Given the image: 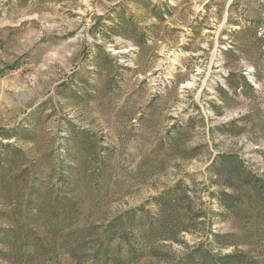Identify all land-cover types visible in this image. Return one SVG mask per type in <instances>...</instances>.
I'll list each match as a JSON object with an SVG mask.
<instances>
[{"label": "rangeland", "instance_id": "obj_1", "mask_svg": "<svg viewBox=\"0 0 264 264\" xmlns=\"http://www.w3.org/2000/svg\"><path fill=\"white\" fill-rule=\"evenodd\" d=\"M0 264H264V0H0Z\"/></svg>", "mask_w": 264, "mask_h": 264}, {"label": "crops", "instance_id": "obj_2", "mask_svg": "<svg viewBox=\"0 0 264 264\" xmlns=\"http://www.w3.org/2000/svg\"><path fill=\"white\" fill-rule=\"evenodd\" d=\"M2 52L0 51V72H1V70L5 67V65L2 63ZM1 80V79H0Z\"/></svg>", "mask_w": 264, "mask_h": 264}]
</instances>
